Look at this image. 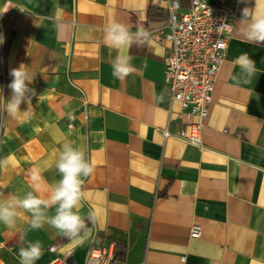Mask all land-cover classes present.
Wrapping results in <instances>:
<instances>
[{
    "label": "crops",
    "instance_id": "crops-1",
    "mask_svg": "<svg viewBox=\"0 0 264 264\" xmlns=\"http://www.w3.org/2000/svg\"><path fill=\"white\" fill-rule=\"evenodd\" d=\"M178 3L183 11L189 0ZM224 4L233 27L199 150L175 137L187 136L195 118L164 85L170 43L156 34L165 31V0H0V160L12 157L0 167V199L46 198L60 179L62 145L73 142L95 165L80 213L97 216L92 237L77 245L47 224L30 230L21 211L13 228L0 224V264H20L29 241L42 244L35 264H84L91 242L114 245L110 264H264V44L248 42L240 23L255 0ZM114 20L144 27L151 42L110 48L103 28ZM245 53L257 69L247 84L238 62ZM116 55L131 56L136 69L123 80L112 75ZM21 64L35 95L29 115L13 118L4 103L10 70ZM193 225L200 237L191 239Z\"/></svg>",
    "mask_w": 264,
    "mask_h": 264
},
{
    "label": "clouds",
    "instance_id": "clouds-1",
    "mask_svg": "<svg viewBox=\"0 0 264 264\" xmlns=\"http://www.w3.org/2000/svg\"><path fill=\"white\" fill-rule=\"evenodd\" d=\"M56 20H60L59 10L56 13ZM240 23L245 25L244 35L248 42L264 44V0H255L254 9L245 7ZM60 28L62 25L58 24V30ZM103 32L105 43L117 51L125 47L131 49L133 45L142 47L152 40V34L144 27L140 26L132 31L127 24L115 20L106 25ZM3 43L4 38L0 34V44ZM238 62L245 77L243 82L247 84L256 73V62L249 58L247 53L241 55ZM111 67L112 75L119 80L136 71L131 56L116 55ZM10 76L13 79L8 87L12 95L10 100L4 103V111L13 118L21 113L28 116L32 109L31 97L35 95V91L29 88L33 77L23 64L11 69ZM25 102L28 104V109L21 112L20 105ZM11 159L12 157L9 156L0 160V167H6ZM55 168L60 179L50 186L46 198H41L34 191H28L23 196L13 193L0 199V224L13 228L22 211L29 216L30 230L41 229L47 224L67 238L69 243L83 244L92 237V226L97 221L94 212H89L86 216L80 213L83 185L85 179L94 174L95 165L86 158L83 147L73 142H66L59 152ZM51 208L55 209L53 215H49ZM21 244H24L23 240ZM42 255L43 248L40 241H29L26 246L20 247L18 252L20 264H35Z\"/></svg>",
    "mask_w": 264,
    "mask_h": 264
},
{
    "label": "built area",
    "instance_id": "built-area-1",
    "mask_svg": "<svg viewBox=\"0 0 264 264\" xmlns=\"http://www.w3.org/2000/svg\"><path fill=\"white\" fill-rule=\"evenodd\" d=\"M224 3L225 0H213L211 4L207 0H189L182 11L178 0H165V31L156 34L159 41L170 43L163 58V81L170 101L178 103L182 114L195 118L187 136L180 132L175 137L199 150L203 148L201 133L233 27L234 13ZM163 136L168 137L167 131ZM189 236L200 237V228L193 225ZM85 254L84 264H110L115 259L112 244L104 247L91 242ZM48 264L67 262L54 258Z\"/></svg>",
    "mask_w": 264,
    "mask_h": 264
}]
</instances>
